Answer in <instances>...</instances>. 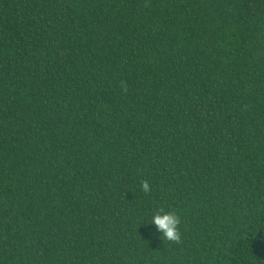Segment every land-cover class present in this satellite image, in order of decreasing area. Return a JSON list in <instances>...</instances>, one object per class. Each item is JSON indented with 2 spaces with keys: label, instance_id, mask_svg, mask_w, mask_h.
Masks as SVG:
<instances>
[{
  "label": "trees",
  "instance_id": "obj_1",
  "mask_svg": "<svg viewBox=\"0 0 264 264\" xmlns=\"http://www.w3.org/2000/svg\"><path fill=\"white\" fill-rule=\"evenodd\" d=\"M0 264H264V0H0Z\"/></svg>",
  "mask_w": 264,
  "mask_h": 264
},
{
  "label": "clouds",
  "instance_id": "obj_2",
  "mask_svg": "<svg viewBox=\"0 0 264 264\" xmlns=\"http://www.w3.org/2000/svg\"><path fill=\"white\" fill-rule=\"evenodd\" d=\"M141 189L145 194L151 192V185L147 180L141 181ZM145 223L154 225L156 231L161 234V239L166 242L178 244L182 240L181 219L174 210L166 211L163 207H160L152 214L150 221Z\"/></svg>",
  "mask_w": 264,
  "mask_h": 264
}]
</instances>
